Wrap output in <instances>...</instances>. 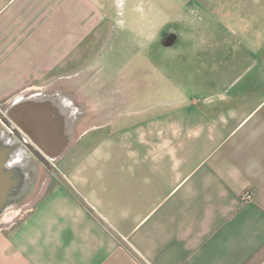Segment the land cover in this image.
<instances>
[{
    "label": "crops",
    "instance_id": "1",
    "mask_svg": "<svg viewBox=\"0 0 264 264\" xmlns=\"http://www.w3.org/2000/svg\"><path fill=\"white\" fill-rule=\"evenodd\" d=\"M130 26L171 49L108 80L0 264H264V0H0V116Z\"/></svg>",
    "mask_w": 264,
    "mask_h": 264
},
{
    "label": "rangeland",
    "instance_id": "2",
    "mask_svg": "<svg viewBox=\"0 0 264 264\" xmlns=\"http://www.w3.org/2000/svg\"><path fill=\"white\" fill-rule=\"evenodd\" d=\"M151 27L154 28L157 27V25ZM131 29L130 26L128 31H121L117 34V37L120 38L119 40L109 41V49L105 48L104 51L100 52L105 54L104 56H84L81 64L76 66L77 71H68L65 74V79L63 74V78L52 81L49 88H44L43 90L36 89L25 99H22H30V95L33 93H42L43 96L55 99L60 103H65L71 108L70 117L67 120L68 143H70L67 148L73 145L76 135L82 128L84 129L85 125L90 127L92 123L91 119L84 121L83 127L80 126L83 116L89 114L88 118H90L91 113H94L106 119L108 80H111L113 83L119 82L120 84L128 82L129 80L131 82L133 79L140 81L141 74L139 73V67L142 65L152 67L151 65H155L156 60L160 58L157 57V51H160V49L169 51L171 49V46H164V42L162 43L156 40V38H158L156 35H152V38L148 35L151 39L145 40L139 33H132ZM133 37L137 39L132 40ZM138 38L140 40H138ZM101 43L102 42H100V44ZM166 43L168 44L170 42ZM113 76H115L114 79ZM98 97L101 99L99 102H92L93 98L96 99ZM11 125L17 126L11 116L7 114V110H4L3 115L0 116V127L10 128ZM27 138L31 139L29 136H27ZM36 157L40 160L39 162L34 161L38 172L36 185L33 186L34 190L27 198L10 204L7 207L5 213L9 219L4 221L3 218H1L0 225H10L14 220L19 218V215L26 213V211L36 206L40 202L39 197L41 198L43 193L42 184L45 177L59 176L57 160L56 163H54L55 165H52L48 160V156L43 152H40L39 156ZM47 161L49 164L46 167L44 163Z\"/></svg>",
    "mask_w": 264,
    "mask_h": 264
},
{
    "label": "bare ground",
    "instance_id": "3",
    "mask_svg": "<svg viewBox=\"0 0 264 264\" xmlns=\"http://www.w3.org/2000/svg\"><path fill=\"white\" fill-rule=\"evenodd\" d=\"M70 110L65 103L35 93L30 99L16 102L9 114L45 155L56 157L69 141L67 120ZM6 216L4 211L0 219Z\"/></svg>",
    "mask_w": 264,
    "mask_h": 264
},
{
    "label": "water",
    "instance_id": "4",
    "mask_svg": "<svg viewBox=\"0 0 264 264\" xmlns=\"http://www.w3.org/2000/svg\"><path fill=\"white\" fill-rule=\"evenodd\" d=\"M10 129L15 131L13 125ZM6 134L7 131L0 128V216L12 199L24 191L27 181L24 166L17 162L23 150L20 144L8 141Z\"/></svg>",
    "mask_w": 264,
    "mask_h": 264
},
{
    "label": "flooded vegetation",
    "instance_id": "5",
    "mask_svg": "<svg viewBox=\"0 0 264 264\" xmlns=\"http://www.w3.org/2000/svg\"><path fill=\"white\" fill-rule=\"evenodd\" d=\"M14 128L15 131H13L10 128L1 127V129L7 131L6 138L8 139V141H12L20 144V148H22L23 150V155L19 157L17 162H19L24 166L27 173V181L24 191L21 192L18 196L14 197L10 204L19 202L20 200L27 198L34 190L33 186L36 185L35 183L37 182L38 179V172L34 161L39 162L40 159H38L36 156H39L40 152H43L40 148H38L34 140L33 141L31 140L32 138L31 139L27 138L28 134L24 130L19 128V126H14ZM48 164H49L48 161L44 163L46 167L48 166Z\"/></svg>",
    "mask_w": 264,
    "mask_h": 264
},
{
    "label": "built area",
    "instance_id": "6",
    "mask_svg": "<svg viewBox=\"0 0 264 264\" xmlns=\"http://www.w3.org/2000/svg\"><path fill=\"white\" fill-rule=\"evenodd\" d=\"M243 197H244V199L249 198L250 197V193L246 192Z\"/></svg>",
    "mask_w": 264,
    "mask_h": 264
}]
</instances>
